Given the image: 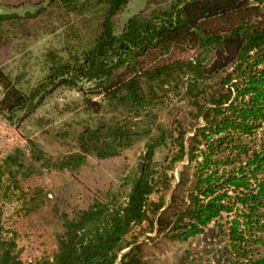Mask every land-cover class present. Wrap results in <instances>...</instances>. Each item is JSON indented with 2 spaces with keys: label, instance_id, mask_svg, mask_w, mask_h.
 Wrapping results in <instances>:
<instances>
[{
  "label": "trees",
  "instance_id": "trees-1",
  "mask_svg": "<svg viewBox=\"0 0 264 264\" xmlns=\"http://www.w3.org/2000/svg\"><path fill=\"white\" fill-rule=\"evenodd\" d=\"M130 1L0 0V114L22 121L60 87L84 114L39 117L1 159L0 264H150L203 235L173 264H264V0H145L121 24ZM57 32L25 90L6 62ZM64 175L84 206L54 198Z\"/></svg>",
  "mask_w": 264,
  "mask_h": 264
},
{
  "label": "rangeland",
  "instance_id": "rangeland-1",
  "mask_svg": "<svg viewBox=\"0 0 264 264\" xmlns=\"http://www.w3.org/2000/svg\"><path fill=\"white\" fill-rule=\"evenodd\" d=\"M144 2L145 0H131L121 13L120 23L122 24L130 15L140 10ZM63 42L61 32L42 35L36 40L28 42L20 53H14L6 62L5 71L11 76L20 75V84L25 90H31L46 72L43 61L44 52L47 49L63 47ZM80 102L81 96L77 91L60 87L45 97L33 114L22 121L18 122L16 118L9 120L0 114V161L14 147H20L28 152L26 140L38 135L39 130L36 122L39 117L47 118L54 127L84 117V114L75 111V107ZM179 167L180 164L175 167V170H178ZM46 183L51 184V176L47 175ZM52 189L54 198L64 209H70L72 206H84L89 198L85 186L69 175L59 177ZM12 211V206H4V216ZM206 236H198L183 243L160 242L157 247L151 248L146 253V258L150 264H173L185 249H200L204 245ZM258 248L260 252L264 253V240Z\"/></svg>",
  "mask_w": 264,
  "mask_h": 264
}]
</instances>
